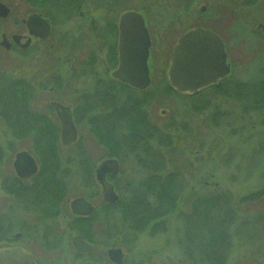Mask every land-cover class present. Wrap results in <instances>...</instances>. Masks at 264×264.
Masks as SVG:
<instances>
[{"label":"rangeland","instance_id":"374dc122","mask_svg":"<svg viewBox=\"0 0 264 264\" xmlns=\"http://www.w3.org/2000/svg\"><path fill=\"white\" fill-rule=\"evenodd\" d=\"M1 1L10 8V13L0 18V43L2 35L9 40L12 33L27 34L21 18L34 11L45 13L52 21L50 37L42 41L34 40L26 49H19L14 44L6 49L0 44V82L9 86L20 83L27 88V96H30L27 105L31 112L34 111L30 114L36 123L41 122L38 118L43 120L46 113L51 119L55 118L47 109L49 101L57 93L61 95L60 100L68 102L80 91L93 92L91 81L94 75L81 69L80 62L86 57L88 48L92 49L94 44L100 46L96 40L100 36L102 38L104 29L96 25L90 31L88 19L94 22L100 19L99 23H103L111 9H118V15L124 8L138 10L145 16L151 39L148 62L152 80L145 90L144 102L137 104V111L146 112L153 126L147 142H138L128 135L130 128L126 120L119 121L115 128L116 143L122 142V146L114 145L112 138L102 131L95 133L91 121L95 122L93 127L97 121L89 112H86L89 119L79 126L88 160L97 163L114 155L120 161L121 174L116 184L126 197L123 210L119 213L122 214L119 217L122 224L118 226L119 233L106 242L118 243L116 245L126 254L124 263L264 264V102L261 100L264 96V46L260 53L254 41L257 10L264 6V0ZM202 5L209 11L215 9L226 13L220 17L215 11V17L222 21L225 20L223 16L228 17L225 33L231 34L236 45L229 52L231 84L226 94L192 98L172 91L166 71L172 47L180 33L202 22L198 15ZM80 12L83 13L81 17ZM227 26L230 28L228 32ZM240 31H247V34L237 36ZM241 39L248 41L243 43ZM97 71L98 75L104 74L101 67ZM53 83H61V86L59 90L55 88L50 92L48 87ZM118 95L127 97L123 92ZM47 121L50 124L44 118V123ZM37 128L34 124L26 134L19 135L17 131L12 134L11 128L0 119V234L3 231L7 234L19 231L21 221L34 225L37 236L46 231L42 222L46 219L41 220L37 210L41 201L33 206L20 200L22 197L13 196L15 189L23 190L10 181L15 177L12 162L16 152H30L39 169L42 162L46 163L50 157L46 152L48 149L44 151L37 145L41 143L44 146L46 143L45 140L36 141L34 133ZM80 148L81 144L73 152L58 148L54 153L58 159L55 179L61 181L67 199L99 191L92 173L89 176L85 171ZM146 165L156 168L149 173ZM170 173L175 191H166V194L169 197L170 192L174 196L176 205L174 203L161 216L163 224L155 223L157 225L154 226L153 222H149L141 226L128 217L124 219L125 209L131 204L129 199H136L137 195L139 199H155L167 187L166 176ZM146 175L150 176L151 185ZM32 182L23 181L27 185ZM46 193L42 192L43 195ZM203 197L210 202L215 200V208L213 205L209 208L210 217L228 231V243L224 244L227 241L225 237L215 244L221 252L220 257L223 256L221 263L212 257L214 244L199 240L197 229L190 228L188 219L195 218L191 204ZM67 199L62 201L63 207H66ZM91 200L97 205L99 196L94 195ZM200 215L199 221L205 223ZM146 216H137L136 219L142 221ZM159 219L160 216L156 217L157 221ZM50 222L53 231L62 238L64 230L68 229L66 219L60 215ZM36 224L39 226L36 227ZM127 224L133 226L129 228ZM209 228L216 231L218 226L211 225ZM104 232L110 235L111 227L104 228ZM65 235L68 243L71 234L66 232ZM22 242L33 251H40L39 244L33 240L24 238Z\"/></svg>","mask_w":264,"mask_h":264},{"label":"flooded vegetation","instance_id":"af4514ba","mask_svg":"<svg viewBox=\"0 0 264 264\" xmlns=\"http://www.w3.org/2000/svg\"><path fill=\"white\" fill-rule=\"evenodd\" d=\"M73 1V0H72ZM250 1V0H249ZM264 6L258 7V12L256 18H258V21L256 22V29H255V45L259 48L260 53L263 51L261 50L264 46V12H263ZM123 10V9H122ZM136 11L137 13L142 15V18L144 20V24L147 27L145 16L142 12L134 9L124 8L123 11H121L118 15L116 14L119 10H110L109 17L105 18V22L99 23V21H93L89 20L88 18V29L90 31L94 30V27L98 25V27H101L104 29V32L101 36L98 37L96 42L100 43L99 45L94 44L92 46V49H87L85 55L86 57L83 59L82 63L80 62V68L84 69V71H90L92 73L93 79L91 83L94 84L93 92H86V91H80L78 92L75 97L69 98L70 100L68 102H63L60 100L61 95L60 93H57V96H53L54 98H51V100L48 103V109L47 111L49 113L54 114V119L50 118L48 114H44V118L48 119L57 131L56 135V141L54 140V145L57 146V148H63L64 150H72L74 151L75 148H78L81 144L80 154L84 155L85 162L83 163L85 166L86 173L90 174L89 176H92L97 182V185L99 186V191H92L88 195H77L75 197H71L69 199L66 198L65 191H14L13 196L22 197L20 200L24 201L26 204L37 206L39 200L41 201V207L38 210V213L40 215V219L46 221H42L44 224V227L46 228V231H44L40 236L36 235L34 225L31 226L26 221L20 222L18 225L17 232L14 233H8L6 231H3L0 236V248H8V247H18L25 251L19 253L21 256L22 254H26L29 256L33 264H126L125 261V252L124 250L116 245L118 243H107V239L116 236L118 231V226L120 227L121 220L119 217H122V214L120 213V210L124 206V201L126 199L125 195H122V192L119 191L118 186L116 184L117 178L120 177L121 174V166L120 161L118 158L113 157L114 155H111L109 157L103 158L99 160L97 163L88 160L85 154V145L81 142V132L79 130V126L81 122H86L88 120V114L86 112H89L91 116H94V120L97 121L96 126H94L95 122H92V128L97 134L98 132L106 133L108 136H110L111 142L114 143V145H123L116 143L117 139L115 138V128L119 121L126 120L125 122H129V128L130 132L128 135H130L131 138H136L138 142L146 143L147 139L149 138V131L150 128L153 127L148 119V114L143 111H137V104L141 103L143 100H145V95L147 94L145 90L150 87L151 85V75H150V83L148 86L139 88L135 87L132 84L128 83L126 80L122 79L119 72V66L121 63L120 57H121V46L122 44L125 45L126 43L123 42L124 38L121 39L120 34V18L124 12L127 11ZM115 11V12H114ZM206 9V6L202 5L200 7V11L197 13L200 16V20H202L201 23H198L196 26L191 28H202L205 29L216 36L221 40L223 44V49L225 52V60L226 63L229 66V71L223 75L216 78L212 83L203 86L199 89H197L193 93H178L173 91L174 93L178 95H183L187 97L196 98L202 95L208 96H219V95H225L227 89L229 88L230 82V70H231V62L229 60L230 58V49L235 43V39L229 34L227 26V34L225 33V20L228 19L225 16L223 18L225 20H219L216 18L215 9H212V11H209ZM217 14L221 17L222 15H226L225 12L219 13L216 11ZM33 13L40 15L42 18H44L50 25V32L49 35L46 38H41L39 36H31V42L28 44V46H21V45H15L19 49H26L31 46L32 42L34 40L36 41H42L45 39H48L50 35L52 34V21L49 19V17L41 12V11H34ZM31 14V13H30ZM82 12H80V17L82 16ZM28 17V16H27ZM26 18H21V23L26 28L27 34H20L21 40L20 41H26L29 36V31L26 26L25 20ZM260 18V19H259ZM248 19V18H247ZM250 20V19H248ZM131 24L130 22L128 25ZM188 28L180 33L178 38L187 30L191 29ZM247 31H240L237 36H245ZM92 37V36H91ZM151 40V39H150ZM242 40V39H241ZM249 40H252L249 39ZM243 41V40H242ZM248 40H244L246 42ZM230 42L232 44H230ZM21 44V43H20ZM11 48V47H10ZM101 58V59H100ZM149 73H150V65L149 62ZM102 68L104 73L103 75H98L99 68ZM98 72V73H97ZM229 80V81H228ZM61 86L60 84L53 83L48 87V90L50 92L53 89L59 90ZM171 88V87H170ZM172 89V88H171ZM125 93L127 97L121 98V93ZM220 96V97H221ZM144 102V101H143ZM54 103H59L64 107H67L71 113L72 117V123L76 129V140L70 142L69 144H62L60 140V132H61V123L58 117V113L54 107ZM31 111V109H29ZM34 112V111H32ZM40 114V113H39ZM50 115V114H49ZM85 115V116H84ZM87 116V117H86ZM98 124V125H97ZM98 127V128H97ZM117 132V131H116ZM124 141V140H122ZM111 143V144H112ZM70 149V150H69ZM104 160H114L117 163V172L115 174L106 173L105 178L112 184L113 186V192L114 195H116V199L113 201L106 200L103 195L102 187L100 183L97 180L96 176V170L99 166V164ZM147 166V165H146ZM147 170H149V173L152 170H155L156 167H151L150 165L147 166ZM156 172V171H155ZM148 173V174H149ZM169 175H172L170 173ZM34 176H30L28 178H19L16 173L14 179H18L21 183H23L24 180H29L30 182L33 181ZM146 179H150L149 175H146ZM114 180V182H113ZM21 183H18V188H21ZM33 183V182H32ZM27 185L26 183H24ZM16 190V189H15ZM7 192V191H6ZM12 192V191H9ZM42 192H47L46 194H42ZM93 193V194H92ZM97 195L99 196V203L96 205L91 198ZM135 195V194H134ZM126 196H128L126 194ZM46 197V198H44ZM82 197L84 200H86L90 206L92 207L91 210L87 211L86 207H82V210H86L85 213H75L72 209L71 202L78 198ZM67 199L66 207H63V200ZM130 198V196H128ZM140 196L137 195L136 199L133 198L131 201L129 199V202H131L130 205L127 207L129 209H135L140 210L141 207L145 209L150 207H159L160 204L158 201H161V210L163 213L160 215V219L157 221L156 216L154 219H152L150 222L155 223H162L163 220H161V216L165 215L166 212L173 206L170 201H173L172 198L169 196L167 197L166 191H161V194H159V197L157 196L153 200H144L139 199ZM45 202L44 204H42ZM176 205V204H175ZM46 209H43V208ZM50 208V209H49ZM66 219L67 221V228L64 230V235L62 238H59L56 231H53L52 223L50 222L52 219L55 218V216H60ZM121 215V216H120ZM124 217V216H123ZM135 222V221H134ZM136 223V222H135ZM140 224V223H139ZM128 225V224H127ZM155 224L154 226H156ZM36 227L39 226L38 224L35 225ZM129 228H131L133 225L129 224ZM143 226V225H141ZM111 227V233L110 235L106 234L104 232V228ZM140 227V226H139ZM153 228V227H152ZM69 229L73 230L74 232H70ZM5 230V229H4ZM36 231H38L36 229ZM66 232L71 234L70 240L67 243V237ZM105 233V234H104ZM106 235V237H104ZM26 238L30 241H34L37 244H39L40 251H33L29 245H26L23 241V239ZM83 242L82 250L78 249L76 247L77 242ZM107 244H106V243ZM42 249V251H41ZM121 250V260H118V254L110 252L111 250Z\"/></svg>","mask_w":264,"mask_h":264},{"label":"water","instance_id":"95a60500","mask_svg":"<svg viewBox=\"0 0 264 264\" xmlns=\"http://www.w3.org/2000/svg\"><path fill=\"white\" fill-rule=\"evenodd\" d=\"M9 8L0 1V17H6ZM30 35L45 38L49 35V23L38 14H31L25 20ZM131 23L128 25V23ZM121 39L124 38L126 44L121 46V63L119 72L122 79L135 87H146L149 82L147 66L150 39L148 31L144 25L141 14L131 10L124 12L120 18ZM14 43L19 44L21 36L12 35ZM30 38L21 46H27ZM5 48L10 47L5 35H2L0 43ZM229 71V66L225 60V52L221 40L215 34L202 29L192 28L184 32L176 44L173 46L167 77L170 86L176 92L193 93L197 89L212 83L219 76L225 75ZM61 123L60 140L62 144H69L76 139V129L72 123L69 109L59 103H54ZM13 167L17 176L21 178L29 177L37 172L38 166L33 156L26 150L18 151L15 154ZM117 163L114 160L102 161L97 170L96 176L103 191L104 198L109 201L116 199L112 184L105 178L106 173L115 174ZM75 213H85L81 208L86 207L91 210L90 204L82 197H78L71 202ZM86 211V212H87ZM83 242H77L76 247L82 250ZM85 245V244H84ZM24 252L18 247L0 248V264H33L28 255L19 254ZM110 252L118 254L121 260L120 249Z\"/></svg>","mask_w":264,"mask_h":264},{"label":"trees","instance_id":"16d2710c","mask_svg":"<svg viewBox=\"0 0 264 264\" xmlns=\"http://www.w3.org/2000/svg\"><path fill=\"white\" fill-rule=\"evenodd\" d=\"M26 89L23 88L20 83L16 85L12 84V86H9V85H6L5 82L3 83V81L0 82V119H2V121L7 125V127H9V129L11 128L12 134H16L15 131H17L19 135L26 134L27 132H29L28 130L30 126L31 125L33 126L34 124H36L38 126V128L36 129L34 133L35 134L34 136H37L36 141L37 142H43V140L46 141L44 146H42L41 143L37 145H40L41 147H43L42 149L44 151L48 149L46 152L48 153V155H50V157L47 159L48 163L42 162V167H40L38 173L33 177V183L31 185H25L24 183H21L18 179H14V178L11 179L10 181L11 183H13L12 185H14V183L17 185L18 183L19 184L21 183L20 186H21V190L23 191L25 190L28 191L34 188H35L34 191H62L61 181L59 179L57 180L55 179L56 174H57V170L55 166L58 163V159L55 158L54 153L55 151H57L58 148L56 145H54L53 141L54 140L56 141L57 131L55 130V128H53L52 125H50L51 123L49 124L48 121H47L48 123H44V118L42 120V118L39 117L38 119L40 120L38 121H41V122L36 123V119L34 118L33 115L30 114L33 112L29 110V107L27 105V103H29L28 101L30 99V96H27L28 91H26ZM261 100H263L262 102H264V96ZM28 115H30V118L29 117L27 118ZM26 119H29V120H26ZM41 147L37 146V149L40 151ZM1 153H2V145L0 144V155ZM48 166L50 167L48 168ZM49 177H52V179H50ZM172 179L173 178H171V175L166 176L167 187L164 188V191H175L174 186L171 181ZM148 182H150V179ZM149 184L151 185V182ZM12 185L10 186L14 188ZM169 193L170 192H168V196H170L173 200V201H170V203L173 205L175 203V200L173 198L174 196H172L171 193L169 195ZM216 197L220 198V195H216ZM195 201L196 203H194ZM195 201H193L191 204L194 207L193 211L195 214V218L194 220L191 218L188 219L190 221L189 223L191 224L190 228L195 227L197 229V236H199L198 237L199 240H208V243L212 242V245L214 244L212 246V257L215 258V261L217 263L219 262L221 263L223 262L222 260L223 256L220 257L221 252L219 251V249H216V247H218L216 246L217 245L216 242L218 240H221V238L226 237L227 239L228 237L226 236V234L228 233V231L226 232L225 228L221 226V224L218 221H214L210 217L209 212L211 210L209 208L212 205L215 208V205H217V203L215 202V200L210 202L209 200H206L205 197L201 198L199 201H197V199ZM158 202L160 204V208L150 207L148 208V210L150 211L146 209L144 210L143 207H141L142 209L140 210L129 209L128 207L125 209L124 207L125 213H126L124 219L128 217L129 219L135 221L136 223H140L141 225H146L156 216H160L163 213V211L161 210V201H158ZM145 215H147L146 216L147 218H145L142 221H139L136 219L137 216H145ZM199 215H200V218H202L205 223H202L199 221L198 219ZM211 221H214V222H211ZM216 224L218 226L217 230L216 231L212 229L210 230L209 226L211 225L215 226ZM199 229H200V232H202L203 234L199 232ZM215 236H217L218 238H216ZM225 242L227 244L228 239L227 241H224V244Z\"/></svg>","mask_w":264,"mask_h":264}]
</instances>
